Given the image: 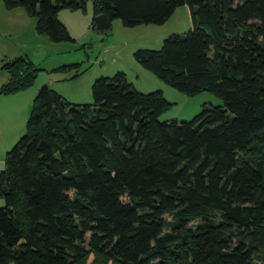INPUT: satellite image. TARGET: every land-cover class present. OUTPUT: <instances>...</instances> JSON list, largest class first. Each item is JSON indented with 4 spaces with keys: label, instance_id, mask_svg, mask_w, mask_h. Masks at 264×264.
<instances>
[{
    "label": "trees",
    "instance_id": "obj_1",
    "mask_svg": "<svg viewBox=\"0 0 264 264\" xmlns=\"http://www.w3.org/2000/svg\"><path fill=\"white\" fill-rule=\"evenodd\" d=\"M3 2L54 42L73 41L60 11L86 4ZM93 2L127 26L163 24L188 5L192 29L135 58L224 104L162 121L164 93L138 91L124 71L95 80L92 104L42 85L0 172V264H264V0ZM3 69L5 94L38 73L28 58Z\"/></svg>",
    "mask_w": 264,
    "mask_h": 264
},
{
    "label": "rangeland",
    "instance_id": "obj_2",
    "mask_svg": "<svg viewBox=\"0 0 264 264\" xmlns=\"http://www.w3.org/2000/svg\"><path fill=\"white\" fill-rule=\"evenodd\" d=\"M95 17L93 0H86L84 9H63L59 18L73 41L54 42L36 31L35 17L29 16L24 8L9 10L0 0V89L9 80L3 69L5 61L28 58L38 69L30 87L14 93H0V172L6 168L8 151L26 133L34 99L44 84L73 104H92L95 80L112 77L123 70L138 91L164 93L169 105L160 117L162 121H190L205 104H224L209 91L194 96L179 91L145 69L135 58L138 49L159 51L169 36L186 35L193 26L188 5L177 7L163 24L127 26L116 18L105 32L94 27ZM138 70L144 72L141 79L136 78ZM4 205L5 200L0 197V207ZM93 258L91 255L87 264H91ZM109 264L122 263L110 261Z\"/></svg>",
    "mask_w": 264,
    "mask_h": 264
},
{
    "label": "water",
    "instance_id": "obj_3",
    "mask_svg": "<svg viewBox=\"0 0 264 264\" xmlns=\"http://www.w3.org/2000/svg\"><path fill=\"white\" fill-rule=\"evenodd\" d=\"M96 29L100 32H105L111 28V20L107 17L106 14H100L96 16Z\"/></svg>",
    "mask_w": 264,
    "mask_h": 264
},
{
    "label": "crops",
    "instance_id": "obj_4",
    "mask_svg": "<svg viewBox=\"0 0 264 264\" xmlns=\"http://www.w3.org/2000/svg\"><path fill=\"white\" fill-rule=\"evenodd\" d=\"M122 71H123V70H122ZM124 72L126 73V71H124ZM126 74H127V77H128V73H126ZM142 76H144V72L138 70V72H137V74H136V78H137V79H141ZM128 79H129V77H128ZM129 80H130L133 84H135L134 81H132L131 79H129Z\"/></svg>",
    "mask_w": 264,
    "mask_h": 264
}]
</instances>
